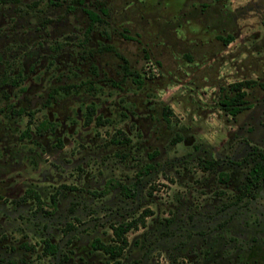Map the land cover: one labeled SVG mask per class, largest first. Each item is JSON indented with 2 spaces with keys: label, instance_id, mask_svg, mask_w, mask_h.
Returning <instances> with one entry per match:
<instances>
[{
  "label": "rangeland",
  "instance_id": "374dc122",
  "mask_svg": "<svg viewBox=\"0 0 264 264\" xmlns=\"http://www.w3.org/2000/svg\"><path fill=\"white\" fill-rule=\"evenodd\" d=\"M104 1L86 39L98 0H0V264H112L90 243L133 219L121 264H264V187L235 201L264 151V0Z\"/></svg>",
  "mask_w": 264,
  "mask_h": 264
},
{
  "label": "trees",
  "instance_id": "16d2710c",
  "mask_svg": "<svg viewBox=\"0 0 264 264\" xmlns=\"http://www.w3.org/2000/svg\"><path fill=\"white\" fill-rule=\"evenodd\" d=\"M54 1V0H53ZM58 1V0H57ZM85 0H75L77 4H83ZM53 3V2H52ZM104 0H98L96 10L86 9L85 12L89 19V25L85 30L86 39H88V35L96 28L97 25L103 24L106 22L104 17L107 15V9L105 7ZM54 4V3H53ZM69 10L74 11V5H69ZM104 16V17H102ZM225 45L229 44L232 41V37L229 36L227 39H222ZM121 57V56H120ZM124 62L125 73L130 75V70L127 67V63L125 58L121 57ZM139 77L138 75H136ZM139 82L141 79L138 80ZM17 83V81H16ZM253 82L250 81H235L229 85L228 94H225L223 98L219 99L218 103L221 109L225 112V114L231 116L232 118L237 116L247 107L245 96L247 95L246 89L251 86ZM54 91L50 92L47 96L46 103L52 99ZM23 109H19L18 113H22ZM95 108L94 106H89L87 114L85 116V125H89L94 118ZM264 126V122H263ZM44 133V132H43ZM127 140V139H125ZM175 140V139H174ZM113 142L119 143L121 140L114 139ZM177 142V141H176ZM259 158L253 161V165L247 172L245 176L244 184L239 188V195L236 196L235 201L239 202L243 198L253 199L256 196L257 190L260 187H264V152H257L256 154ZM152 169L151 165H147V168L141 170L138 174L139 176L148 173ZM119 188L121 190V194L125 198H134L136 196V189L134 187H130L126 184H119ZM29 193V191H27ZM34 193V192H33ZM104 194V192H102ZM36 194V192H35ZM101 194V193H100ZM38 198V194L36 195ZM53 205L56 204V199L53 197L52 200ZM138 224V221L133 219L129 221H119L115 224H110V229L112 231V237L109 241H103L99 237L94 238L90 247L93 251H100L102 254L106 255L109 259L113 260L112 264H121L119 257L123 254L124 250L128 246L127 234L131 230H133ZM21 248H25L26 250H30L32 252L36 251V246L29 243H21L19 245ZM41 252L46 256H56L59 252V246L56 243H52L49 239H44L40 244ZM62 262L67 261L68 258L65 254L61 257Z\"/></svg>",
  "mask_w": 264,
  "mask_h": 264
},
{
  "label": "flooded vegetation",
  "instance_id": "af4514ba",
  "mask_svg": "<svg viewBox=\"0 0 264 264\" xmlns=\"http://www.w3.org/2000/svg\"><path fill=\"white\" fill-rule=\"evenodd\" d=\"M45 132H47V130H45L44 131V133ZM257 152H264L263 150H260V149H258L256 146H254L253 148H251V151H249L248 153H247V155H246V157L242 160V162H247V160L248 161H252V165H253V161H254V158L255 159H258L259 157L256 155L257 154ZM241 164V163H240ZM251 165V166H252ZM251 166H250V168H251ZM249 168V169H250ZM249 169H248V171H249ZM248 171H246V173L244 174V181L242 182V183H240V185H239V187L238 188H240L243 184H244V182H245V176H246V174H247V172ZM261 188V187H260ZM258 190H259V188H258ZM257 190V191H258ZM255 198V197H254ZM253 198V199H254ZM23 202V200L21 201V202H18V203H22Z\"/></svg>",
  "mask_w": 264,
  "mask_h": 264
}]
</instances>
